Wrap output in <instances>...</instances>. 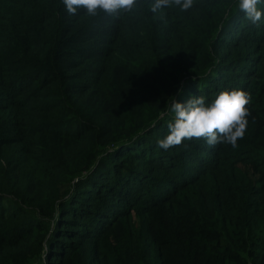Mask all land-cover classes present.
Segmentation results:
<instances>
[{
    "label": "trees",
    "instance_id": "1",
    "mask_svg": "<svg viewBox=\"0 0 264 264\" xmlns=\"http://www.w3.org/2000/svg\"><path fill=\"white\" fill-rule=\"evenodd\" d=\"M152 3L0 0V264H264V17ZM233 89L236 148L158 147L172 98Z\"/></svg>",
    "mask_w": 264,
    "mask_h": 264
},
{
    "label": "clouds",
    "instance_id": "2",
    "mask_svg": "<svg viewBox=\"0 0 264 264\" xmlns=\"http://www.w3.org/2000/svg\"><path fill=\"white\" fill-rule=\"evenodd\" d=\"M70 15H76L78 9H84L89 16H96L98 10L108 15L129 13L137 6L138 0H62ZM262 0H238L239 10L245 19L258 24L264 17L259 7ZM181 11L193 7V0H153L151 12L156 13L171 6ZM179 94V93H178ZM251 103V96L241 89L221 91L214 100L206 103L203 96L191 97L180 103L172 98L168 105L174 118L167 124V135L157 141L158 147L167 150L179 146L185 140L204 139L208 146L227 143L233 148L243 139L250 115L246 107Z\"/></svg>",
    "mask_w": 264,
    "mask_h": 264
}]
</instances>
